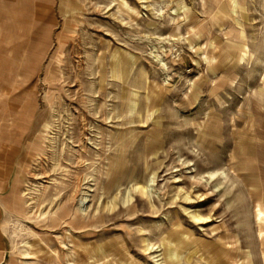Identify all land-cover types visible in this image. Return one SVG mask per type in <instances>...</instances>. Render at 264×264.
I'll return each mask as SVG.
<instances>
[{"label": "rangeland", "instance_id": "1", "mask_svg": "<svg viewBox=\"0 0 264 264\" xmlns=\"http://www.w3.org/2000/svg\"><path fill=\"white\" fill-rule=\"evenodd\" d=\"M12 5L0 264H264V0Z\"/></svg>", "mask_w": 264, "mask_h": 264}, {"label": "crops", "instance_id": "2", "mask_svg": "<svg viewBox=\"0 0 264 264\" xmlns=\"http://www.w3.org/2000/svg\"><path fill=\"white\" fill-rule=\"evenodd\" d=\"M25 1L27 0H0V16L2 17L4 16L6 19L9 20L8 12L3 11V10H4V7L6 6V3L8 5H12V3H14V5H12L14 6V10H13L14 15L17 17V19L20 18L19 14L21 10V4L25 3ZM29 1H32V0H29ZM34 1H37V0H34ZM39 1H42V0H39ZM24 10H26L25 7H24ZM17 19H15V21ZM4 30L5 31L0 30V33L2 34L5 33L6 35L10 37L12 35H17V32H16L17 30L16 31H14V29L12 30L9 22H8L7 28ZM9 40L10 38L7 39V41ZM11 164H12L11 155L5 154L4 152L0 153V208L5 206V202L7 200V197H5L4 195L6 194L8 182H9L10 175H11ZM2 261H3L2 256L0 254V263Z\"/></svg>", "mask_w": 264, "mask_h": 264}, {"label": "bare ground", "instance_id": "3", "mask_svg": "<svg viewBox=\"0 0 264 264\" xmlns=\"http://www.w3.org/2000/svg\"><path fill=\"white\" fill-rule=\"evenodd\" d=\"M206 186V185H205ZM83 203H84V200H81V202H80V204H81V207H83ZM82 209V208H81ZM82 211H84V209H82ZM193 219L194 220H197L198 222L199 221H203V219L198 215V217L197 216H195V217H193Z\"/></svg>", "mask_w": 264, "mask_h": 264}]
</instances>
